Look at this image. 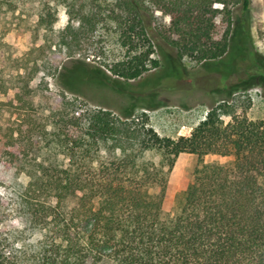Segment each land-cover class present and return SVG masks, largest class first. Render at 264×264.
<instances>
[{
  "label": "trees",
  "instance_id": "16d2710c",
  "mask_svg": "<svg viewBox=\"0 0 264 264\" xmlns=\"http://www.w3.org/2000/svg\"><path fill=\"white\" fill-rule=\"evenodd\" d=\"M37 1L42 4L38 25L44 29L56 21V8H64L67 24L60 46L68 56L100 31L109 36L124 53L108 71L124 81L158 68L152 58L153 34L178 59L220 60L229 46L232 9L246 12L250 6V0ZM156 12L169 17L168 27L157 24ZM218 16L223 28L219 37ZM62 105L78 112L76 101ZM239 109L235 101L213 106L188 137H161L145 115L106 109L62 118L63 128L71 126L77 133L71 137L61 128L52 134L57 145L64 142L68 165L32 176L26 199L31 223L45 224L51 217L59 243L51 240L34 264H98L106 259L113 264H264V123L238 115ZM9 138L3 142L0 137V143L15 160L19 151ZM100 151L109 158H99ZM145 153L157 155L158 164L142 161ZM184 153L196 158L192 181L170 216L162 207L166 174ZM209 154L233 161L208 164L203 159ZM96 158L102 160L93 166ZM154 186L157 195L149 192ZM41 194L58 202L78 197L61 218L55 208L36 201Z\"/></svg>",
  "mask_w": 264,
  "mask_h": 264
},
{
  "label": "rangeland",
  "instance_id": "374dc122",
  "mask_svg": "<svg viewBox=\"0 0 264 264\" xmlns=\"http://www.w3.org/2000/svg\"><path fill=\"white\" fill-rule=\"evenodd\" d=\"M41 7L37 0H0V137L4 142L12 135L10 141L19 151L13 160L0 143V264H34L51 240L59 243L51 217L45 224L31 223L26 199L32 193V176L43 177L42 169L60 171L68 165L62 153L64 142L57 145L59 140L52 134L61 128L71 137L77 133L71 126L63 128L62 118L70 119L86 109H106L125 116L145 115L161 137H188L210 108L235 101L240 106L238 115L264 123V0H250L246 12L232 9L228 50L218 61L178 59L169 44L153 34L152 58L158 68L133 81L109 73L124 51L101 31L83 40L81 51L68 56L60 46L66 25L56 27L64 8H56V21L44 29L38 25ZM154 17L160 27L169 26L168 16L156 12ZM220 20V16L215 19L218 26ZM222 30L218 27L217 37ZM17 41H23V48ZM69 101L78 103L77 113L63 109L62 103ZM98 156L109 158L103 151ZM203 160L228 164L233 157L209 154ZM142 161L156 165L159 158L145 153ZM195 162V156L180 154L166 174L165 214L172 216L177 210L192 181ZM149 192L157 195L159 188ZM77 197L58 202L41 194L36 201L55 208L62 218L76 205ZM98 264L113 263L106 259Z\"/></svg>",
  "mask_w": 264,
  "mask_h": 264
},
{
  "label": "clouds",
  "instance_id": "9594fccd",
  "mask_svg": "<svg viewBox=\"0 0 264 264\" xmlns=\"http://www.w3.org/2000/svg\"><path fill=\"white\" fill-rule=\"evenodd\" d=\"M58 24L56 25V27L61 28L63 26L66 25L67 23V17L64 14V9H60L59 13H58ZM18 46H20L21 48H23V41H17ZM17 247H19V245H17Z\"/></svg>",
  "mask_w": 264,
  "mask_h": 264
}]
</instances>
